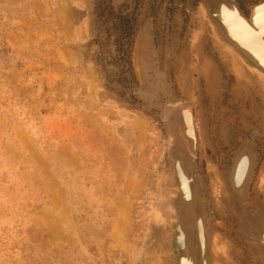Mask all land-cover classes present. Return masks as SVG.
Wrapping results in <instances>:
<instances>
[{
  "label": "rangeland",
  "instance_id": "obj_1",
  "mask_svg": "<svg viewBox=\"0 0 264 264\" xmlns=\"http://www.w3.org/2000/svg\"><path fill=\"white\" fill-rule=\"evenodd\" d=\"M263 162L264 72L205 0H0V264H174L176 177L208 264H263Z\"/></svg>",
  "mask_w": 264,
  "mask_h": 264
},
{
  "label": "bare ground",
  "instance_id": "obj_2",
  "mask_svg": "<svg viewBox=\"0 0 264 264\" xmlns=\"http://www.w3.org/2000/svg\"><path fill=\"white\" fill-rule=\"evenodd\" d=\"M208 1L212 3L211 7L213 10V14L215 12L220 22L219 24H221L222 26L221 29L224 35H226L233 42L239 45L242 48L243 53L249 54L250 55L249 57H251V59L257 62V64H259L260 67L262 66L264 68V0H260L257 5H254V6L252 5L253 7L251 9L249 19L247 18L248 20L246 19V17H244V15H241L243 13L238 9V6L235 3H233L234 2L233 0H208ZM262 67L260 69L264 72V69ZM185 119H186V122H188L187 115ZM244 151H246V154L248 155L249 170L246 174V180H245L246 183H248L249 171H250V154L248 152V149L244 148L238 154L233 164V169H234L236 162L238 161L239 156ZM233 169H232V173H233ZM181 186L186 196L188 194L187 186H186L184 178L182 177H181ZM238 190L244 191V189H238ZM190 194L192 195V192ZM192 196L194 197V200H195V206L193 209L188 211L190 213H187V215H189V218L190 217L193 218V221L195 222V226H196V216L200 218L199 215H200V212L202 214L203 209L202 208L199 209V206L201 204L199 205L198 200L196 199L197 198L196 195L193 194ZM186 219H187V221H185L186 230L184 231L187 232L188 233L187 235L189 236V247L187 245V248H189V252H190V248L192 247L190 229L193 228V225H192L193 221L192 220H191L192 222L188 221V217ZM185 222H184V225H185ZM263 232L264 230L261 232V234H263ZM178 233L179 234L177 235V238H176L178 241V244L186 246L185 244L187 241L186 235L180 231H178ZM202 236H203V233H202ZM196 239L197 241H199L197 238V233H196ZM262 239L264 241L263 235H262Z\"/></svg>",
  "mask_w": 264,
  "mask_h": 264
},
{
  "label": "water",
  "instance_id": "obj_3",
  "mask_svg": "<svg viewBox=\"0 0 264 264\" xmlns=\"http://www.w3.org/2000/svg\"><path fill=\"white\" fill-rule=\"evenodd\" d=\"M205 3H206V6H207V9H208V12L210 13V17L212 18V20H214V24L216 25V27L219 30V32L221 33V35L230 44H233V45L237 46V48L240 50V52L242 53V55L248 61H250L252 64H254L257 67H260L259 64H257V62H255L253 59H251V57H249L250 56L249 54L243 53V50H242V48L239 45H237L229 37H227L226 35H224V33L222 32V29H221L222 26H221V24H219L220 22H219V20H218V18L216 16L215 12L213 14V10H212V7H211L212 3L210 1H208V0H205ZM238 9L241 11V9L239 8V6H238ZM241 15H244V14H241ZM190 121H191V117H190ZM183 130H184V128H183ZM192 138H189L190 139V149H191V156H190L191 157V169L193 168L191 170V172H195L194 165H193V160H192V157L194 155L195 137L192 136ZM175 145L178 147V145L175 144V142H174L172 144V146H171V149H170L171 156H172V161H173L172 166H173V169L174 170L176 169V162L174 163L175 157H174L172 148ZM234 162H235V159H234ZM234 162H233V164H234ZM233 164H232V167H231L230 175H232ZM247 169H248V166H247ZM176 179H177V181H176L177 188H176V191L173 192V196H172L171 202H170V206L172 207V210H173L172 219H171V237H172L173 250H174V259H173V262H174V264H208L207 229H206V235H205L206 220H205L204 214L202 215L201 212H200V215H199V217H200L199 219L200 220L198 222V226L197 225L195 226V231H194V228H193V231L194 232H196L198 230L201 232L200 243H199V241H196V238H195L196 235L193 232V235H194L193 247L190 248V252H189V249L186 248V246L178 244V241L176 239L177 238V235L179 234L178 231H180L182 233L184 232L183 229H185V226H186V222L185 221H187V219H186L187 216L186 215H187V210H188V208L186 210V206H189V204L186 202L187 200L186 199H183V195L180 192L181 189H180V186L178 184L179 183V180H178L177 177H176ZM230 181H231V186H232V188H233V190L235 192L239 188L244 189L243 192L246 193V196L244 197L245 198V201H246L247 200V196H248V192H249L248 190H249L250 180H249L248 183L242 185V187H240L241 185L239 186V184H237L235 182L233 183L231 177H230ZM195 184H196V175H195V180H194V182H193V184L191 186H192L193 189L196 188L198 190L197 185H195ZM199 198H200V193H199ZM181 203H182V205H181ZM261 206H264V200H263ZM207 209H208L207 210L208 211L207 214L209 216H211L212 215V212H211L212 209L209 207V205L207 206ZM185 211H186V213H185ZM258 212H257L258 214H256L254 218L261 219L259 223H263L264 222V210L263 209H260ZM262 216H263V218H262ZM184 222H185V225H184ZM193 227H194V224H193ZM260 230H264V225L260 228ZM202 233H203V235L206 238L205 237L203 238ZM256 236H257V244H259V242L261 241V240H259V238H260L259 233L258 234L256 233ZM262 243H263V246L262 247H264V242H262ZM258 247L260 248L259 245H258ZM261 249L263 250V251H261L262 254L260 253L261 254V258H262L261 259V262H263V264H264V248H260V250ZM184 260H185V262H184Z\"/></svg>",
  "mask_w": 264,
  "mask_h": 264
},
{
  "label": "trees",
  "instance_id": "obj_4",
  "mask_svg": "<svg viewBox=\"0 0 264 264\" xmlns=\"http://www.w3.org/2000/svg\"><path fill=\"white\" fill-rule=\"evenodd\" d=\"M109 11L115 18L116 28L118 30V36L116 37V40L114 42L117 46L116 50L118 52V56L119 54H121L119 60L117 59L121 66L120 73L121 75H123L122 78L124 79L127 78V76H129L130 79H133L130 62V38L133 32L132 20L126 14L114 13L111 7H109ZM124 81L129 82L128 79H125Z\"/></svg>",
  "mask_w": 264,
  "mask_h": 264
},
{
  "label": "flooded vegetation",
  "instance_id": "obj_5",
  "mask_svg": "<svg viewBox=\"0 0 264 264\" xmlns=\"http://www.w3.org/2000/svg\"><path fill=\"white\" fill-rule=\"evenodd\" d=\"M260 1V0H259ZM235 2L238 3V5H257L258 0H236ZM250 14L249 12H246V15Z\"/></svg>",
  "mask_w": 264,
  "mask_h": 264
},
{
  "label": "crops",
  "instance_id": "obj_6",
  "mask_svg": "<svg viewBox=\"0 0 264 264\" xmlns=\"http://www.w3.org/2000/svg\"><path fill=\"white\" fill-rule=\"evenodd\" d=\"M262 169H263V173H264V162L262 163Z\"/></svg>",
  "mask_w": 264,
  "mask_h": 264
}]
</instances>
